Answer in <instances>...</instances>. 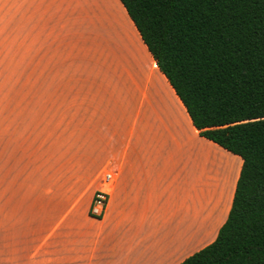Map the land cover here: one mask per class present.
I'll list each match as a JSON object with an SVG mask.
<instances>
[{
	"label": "crops",
	"instance_id": "0c3cea01",
	"mask_svg": "<svg viewBox=\"0 0 264 264\" xmlns=\"http://www.w3.org/2000/svg\"><path fill=\"white\" fill-rule=\"evenodd\" d=\"M115 5L139 51L107 23V68H70ZM0 44L60 94L32 153V197L21 196L13 123L1 128L0 264H177L214 239L241 159L198 135L118 0H0ZM105 173L107 205L93 218Z\"/></svg>",
	"mask_w": 264,
	"mask_h": 264
},
{
	"label": "trees",
	"instance_id": "16d2710c",
	"mask_svg": "<svg viewBox=\"0 0 264 264\" xmlns=\"http://www.w3.org/2000/svg\"><path fill=\"white\" fill-rule=\"evenodd\" d=\"M198 135L241 159L226 219L177 264H264V0H118Z\"/></svg>",
	"mask_w": 264,
	"mask_h": 264
},
{
	"label": "rangeland",
	"instance_id": "374dc122",
	"mask_svg": "<svg viewBox=\"0 0 264 264\" xmlns=\"http://www.w3.org/2000/svg\"><path fill=\"white\" fill-rule=\"evenodd\" d=\"M115 11V17L102 20L100 27L95 28L94 32L86 29L84 51L80 52L76 60L70 61V68L86 70L107 68L104 63L107 53L100 46L103 43L102 37H106L107 23L112 27L111 32L117 40L123 39L121 32L117 33V30L125 28L127 36L135 44V50L139 51L140 46L128 19L122 15L117 5ZM112 22H117L121 26L115 29ZM4 48L0 44V123L3 122L0 124V132L1 128H5V131L8 126L12 128L13 123L15 134L10 138V146L12 147L14 143L21 152V196L32 197V153L37 151L39 141H42L45 133L53 127L46 118L60 114L59 109L52 110L48 106V103L55 99L59 101L60 94L53 93V90L47 92L41 83L43 78L32 76V58L12 60ZM53 79L56 82L60 80L58 77ZM0 138L5 141L7 136L2 134Z\"/></svg>",
	"mask_w": 264,
	"mask_h": 264
},
{
	"label": "built area",
	"instance_id": "2783aa9c",
	"mask_svg": "<svg viewBox=\"0 0 264 264\" xmlns=\"http://www.w3.org/2000/svg\"><path fill=\"white\" fill-rule=\"evenodd\" d=\"M111 176L108 173H105L102 180H101V187L96 189L90 200V204L88 207V214L93 218H100L106 208L107 199H108V192L107 187L110 182Z\"/></svg>",
	"mask_w": 264,
	"mask_h": 264
}]
</instances>
